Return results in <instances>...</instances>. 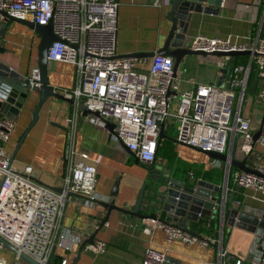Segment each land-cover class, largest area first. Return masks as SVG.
Masks as SVG:
<instances>
[{"label": "built area", "instance_id": "obj_1", "mask_svg": "<svg viewBox=\"0 0 264 264\" xmlns=\"http://www.w3.org/2000/svg\"><path fill=\"white\" fill-rule=\"evenodd\" d=\"M118 8V0H0V10L15 18L40 25L52 22L58 38L48 48V62L70 61L75 66L74 86L59 92L72 98L77 107L84 106L114 123L111 138L124 144L141 163L155 160L160 125L174 118L178 123L176 141L204 151L225 153L229 132L241 134L240 158L252 160L250 167L264 175V165L252 159L256 128L240 114V105L235 108L232 103V88L245 85L250 70L264 78V38L240 43L230 36H195L188 47L208 53L206 56H213L210 54L215 51L250 50V59L247 65L232 67L233 76L227 88L199 83L182 89L174 77L171 57L155 53L145 63L137 57L117 55ZM227 58L216 62L220 69ZM26 78L32 86H39L38 68L33 67ZM256 95L264 102V87ZM14 126L13 119L0 117V250L8 247L3 243L6 241L14 253L10 261L0 255V264H31L21 254L36 264H49L57 250L63 251L60 264H69L84 239L63 226L65 200L73 195L85 205L95 204V162L85 151L73 152L63 169L61 191H57L9 162L5 144ZM256 143L264 147V123ZM225 172L226 194L238 188L251 189L264 199L262 175L239 169L231 173L228 165ZM155 227L164 230L169 243L177 239L183 243L217 245V264H264V228L252 232L248 256L240 259L230 256L222 246V230L218 237L205 235L202 240L188 229L156 219H149L142 229L150 234ZM84 248L100 253L106 243L96 240ZM166 261L165 252L153 248L145 249L141 258V264Z\"/></svg>", "mask_w": 264, "mask_h": 264}, {"label": "crops", "instance_id": "obj_2", "mask_svg": "<svg viewBox=\"0 0 264 264\" xmlns=\"http://www.w3.org/2000/svg\"><path fill=\"white\" fill-rule=\"evenodd\" d=\"M166 1L159 0L154 4L151 0H118L117 55L124 57L136 53L137 58L149 63L152 56L145 54L162 47L171 26L167 19L169 6ZM190 13L191 18L185 37L188 44L199 34L208 37L230 36L240 43H253L258 38H264V0H223L217 14ZM39 40V35L31 27L20 22L7 21L0 41V48L3 49L0 52V60L12 70L27 75L33 67H37ZM249 57L250 55L228 57L225 62L229 64L225 72H221L216 64L218 59L188 56L178 66L175 78L182 89L193 88L199 83H214L227 88L233 76L232 67L247 65ZM48 78L56 91L71 88L74 86L75 66L70 61L48 62ZM263 87L264 78L258 76L252 69L245 85L232 88L234 107L240 105V114L250 119L256 131L260 127L261 115L264 112V102L257 98L256 93ZM31 95L26 108L13 119L15 126L5 144L7 155L13 156V165L55 189L61 185L63 169L73 152H87L96 165L97 201L93 206H89L79 197L68 196L65 200L62 223L83 239L97 231L94 241H104L106 248L100 253L83 248L76 264H141L142 254L147 248L165 252L166 264L218 263L217 245L183 243L177 239L169 243L164 230L160 227L153 228L150 234L143 232L142 228L149 219H139L112 210L107 222L99 228L101 220L107 213V209L100 202L114 199L117 206L132 209L139 188L145 181V165L132 152L126 150L123 144L111 138V133L105 127V120L98 114L84 113L82 107H77L75 102L69 103L52 96L44 102L36 123L18 146V139L28 127L32 111L38 101L37 92L32 91ZM167 128L170 126L165 123L166 134ZM241 141V134L229 132L225 153L241 160L239 150ZM172 142L176 152L174 160L170 161L158 151L155 165L160 166L165 162V167H171L173 176L178 179H182L183 174L188 173L194 180L203 179L224 186L226 162L210 158L195 147L177 142L176 137ZM252 159L264 165V147L258 143L253 146ZM251 161L248 159L246 164L251 166ZM237 169L230 166L231 173ZM115 183L118 184L117 195L112 197L110 193ZM227 186L229 188L232 186L230 177ZM229 194H233L235 203L240 201L241 205L255 208L264 206L263 196L254 190L238 188L235 192L229 191L227 195ZM234 194L241 195V198L238 200ZM210 217L217 216L213 214ZM169 224L177 225V222L169 220ZM194 224V221L191 222L186 229H191ZM223 231L225 240L223 247L228 254L246 259L252 232L229 225H224L222 233ZM77 249L78 247L70 257L69 264ZM62 254V250H57V255Z\"/></svg>", "mask_w": 264, "mask_h": 264}, {"label": "water", "instance_id": "obj_3", "mask_svg": "<svg viewBox=\"0 0 264 264\" xmlns=\"http://www.w3.org/2000/svg\"><path fill=\"white\" fill-rule=\"evenodd\" d=\"M222 2L223 0H167L166 3H168L169 6L167 19L171 23L169 32L162 47L155 52L146 53L145 55L153 56L157 53L171 57L174 60V77H176L178 66L184 62L186 57L209 55L204 51L193 50L188 47L185 37L191 18L190 12L217 14ZM0 18L2 19L0 20V41L4 35L7 21H16L25 24L34 29L40 37L37 57L39 86H32L27 80L26 75L12 70L7 64L0 60V117L15 119L30 102L32 96L31 92L34 91L38 93V101L32 111L31 121L18 139L19 146L29 129L36 123L42 105L50 96L68 101L69 103H74V100L56 91L49 83L47 51L52 42L58 38L53 32L52 22L49 21L45 25L35 24L26 19L15 18L3 10H0ZM2 51L3 49L0 48V52ZM250 54V50H231L227 52L215 51L210 55L216 57H236ZM136 56V53H131L124 57ZM228 64L229 62L225 63V66L221 68V72H225ZM222 86L223 85H220V87ZM82 109L84 113H91V111L84 106H82ZM94 114L97 115L96 112H94ZM263 123L264 112L261 115L260 127L252 136L253 146L260 136ZM105 127L109 133H112L115 124L106 120ZM166 138L170 137L165 134L164 123H161L158 143ZM123 147L130 151L124 144ZM196 149L202 151L210 158H217L226 162L228 166L236 167L244 172L262 175L246 164L247 158L239 160L233 158L231 154L228 153H221L214 150L204 151L199 148ZM155 160L150 164H144V169L146 170L145 181L139 188L132 209H125L117 206L114 199L100 202V204L107 209V213L101 220L99 228L107 222L112 210L135 216L139 219H156L165 224H169V220H173L177 222V226L182 229H186V226H189L193 221H198L199 218H205L206 216L210 217L213 214L218 217L221 230L224 225H229L231 227L236 226L250 232H253L258 227L264 228V206L262 208H255L250 205L235 203L233 194L227 195L224 191L226 178L224 179L223 187L203 179L194 180L188 173L183 174L182 179H178L173 176L171 167H165V162L157 166L155 165ZM12 161L13 156H10L9 162L12 163ZM262 176L264 177V175ZM117 186V183L113 186L110 193L112 197H116L117 195ZM56 190L61 191V188H57ZM189 232L191 235L204 240V238L199 236L195 231ZM96 233L97 231L82 241L70 264L77 263L83 248L87 244H92L94 242ZM3 243L12 248L8 242L3 241ZM21 256L31 264H36V262L27 255L21 254Z\"/></svg>", "mask_w": 264, "mask_h": 264}, {"label": "trees", "instance_id": "obj_4", "mask_svg": "<svg viewBox=\"0 0 264 264\" xmlns=\"http://www.w3.org/2000/svg\"><path fill=\"white\" fill-rule=\"evenodd\" d=\"M166 125L168 126L170 125V123H166ZM172 140H173L172 138L162 139L160 144L158 145V150H157V153L159 151L161 155L166 156V158L169 159L170 161H173L176 155V152L173 149ZM234 195L238 200L241 198V195H237V194ZM188 230L195 231L201 237L203 236L202 234L212 237H218L219 219L218 217H210L207 219L198 220L195 222L192 228ZM224 243L225 240H224V231H223L222 246H224ZM61 259H62V255L53 256L49 264H60Z\"/></svg>", "mask_w": 264, "mask_h": 264}, {"label": "rangeland", "instance_id": "obj_5", "mask_svg": "<svg viewBox=\"0 0 264 264\" xmlns=\"http://www.w3.org/2000/svg\"><path fill=\"white\" fill-rule=\"evenodd\" d=\"M192 57H194V58H199V57H204V58L213 57V58L218 59V60L223 59V56L216 57V56H201V55H195V56H192ZM171 120L172 121H175V122H171ZM166 122L167 123H170V125H168V127L170 126V128H167L168 129L167 130V135L170 138L174 139L177 136V134H176V126H177L178 123L176 122V120L174 118H169V119H167ZM0 255H2L3 257H5L9 261L10 260H13V258H14V253H11L10 252V249L8 247L5 248V249L2 248L0 250Z\"/></svg>", "mask_w": 264, "mask_h": 264}, {"label": "bare ground", "instance_id": "obj_6", "mask_svg": "<svg viewBox=\"0 0 264 264\" xmlns=\"http://www.w3.org/2000/svg\"><path fill=\"white\" fill-rule=\"evenodd\" d=\"M247 240V239H246Z\"/></svg>", "mask_w": 264, "mask_h": 264}]
</instances>
